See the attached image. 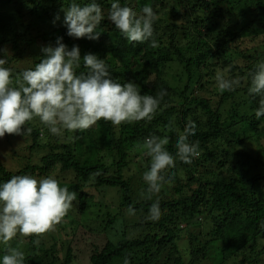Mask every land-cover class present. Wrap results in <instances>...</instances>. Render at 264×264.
<instances>
[{
  "label": "trees",
  "instance_id": "trees-1",
  "mask_svg": "<svg viewBox=\"0 0 264 264\" xmlns=\"http://www.w3.org/2000/svg\"><path fill=\"white\" fill-rule=\"evenodd\" d=\"M71 2L0 0V50L11 48L14 56L10 59L0 51V58L8 61L4 67L10 69L13 60H27L34 68L44 58L42 48L55 47L57 38H62L69 50L78 46L80 56L91 53L104 59L113 80L137 84L141 95L156 96L161 90L167 95L151 120L118 127L100 120L71 139L52 135L34 118L26 124L32 129L30 152L45 147L52 152L38 164L31 153L3 156L0 146V184L15 175L49 176L60 167L73 175L70 192L88 183L97 189L118 188L120 208L131 206L135 214L149 212L159 201L158 220L133 225L144 228L139 237H125L117 244L109 241L101 248L93 245L82 260L70 245L65 264H124L125 258L129 264H264V117L257 120L254 114L260 97L248 94L249 73L264 61V0H119L121 6L137 3L139 12L145 5L153 8L158 16L153 24L156 48L151 41L129 42L116 28L101 23L98 40L68 36L62 9ZM76 2L83 5L90 0ZM96 2L110 9L116 0ZM10 7L16 9L13 15L1 13ZM227 67H231L227 77H240L241 86L220 93L214 90L215 73ZM82 71L87 70L81 61L77 74ZM21 72L12 70L14 82ZM170 72L179 79L177 85L167 77ZM229 101L231 109L225 112ZM189 118L197 125L189 142L199 141V157L191 164L176 158L175 167L162 173L170 182L147 199L148 185L141 174L140 187L133 184L139 167L143 173L150 167V158L137 145L150 135L167 136L165 148L175 157L178 132ZM41 136L47 145L40 144ZM136 160L133 173L131 164ZM82 198L85 212L90 199L84 194ZM114 216L108 215L109 223L117 219ZM63 220L59 227L73 237L75 224L65 227ZM193 225L199 234L190 231ZM184 229L189 233L187 253L176 245ZM18 239L0 248V264L9 248L24 253V264H52L49 250L34 244L35 236L27 237L25 246Z\"/></svg>",
  "mask_w": 264,
  "mask_h": 264
},
{
  "label": "clouds",
  "instance_id": "clouds-1",
  "mask_svg": "<svg viewBox=\"0 0 264 264\" xmlns=\"http://www.w3.org/2000/svg\"><path fill=\"white\" fill-rule=\"evenodd\" d=\"M65 12L64 23L67 35L73 38L87 37L98 40L96 31L104 13L96 0L81 5L72 0ZM59 19V16L56 17ZM157 14L149 5L140 13L129 6H121L119 0L111 3L108 20L129 42L144 43L151 41V47H158L154 39L153 24ZM4 51L5 50H0ZM43 59L12 78L11 69L4 67L8 62L0 58V138L8 135H30L32 129L24 126L34 118L54 136H61L64 131L77 132L91 128L98 121L111 122L114 126L151 120L167 95L161 90L156 96L140 94V88L133 82L119 83L110 76L104 59H98L91 53L81 60L80 49L74 45L70 50L57 38L56 46L51 44L42 48ZM81 61L86 72H79ZM231 67L217 69L216 87L220 93L233 92L241 86V78H228ZM248 94L259 96L255 118L264 117V61L255 65L249 73ZM15 83V86L13 84ZM196 123L189 118L183 131L178 132L175 142V157L165 146L167 136L150 135L137 148L150 158V167L143 173V180L148 185L147 199L161 191L165 182L162 174L175 167L178 158L185 164H191L199 157V141L189 142V137L196 134ZM175 130L169 126V131ZM196 186V185H195ZM77 194L67 187H61L52 177L34 178L31 175H15L0 184V242L7 245L18 234L21 237L43 236L54 231L62 222L76 200ZM129 214H135L128 208ZM161 215L159 201L149 209L147 219L156 221ZM39 246L40 240L34 241ZM25 255L17 248H9L3 256L2 264H24ZM124 264H129L127 258Z\"/></svg>",
  "mask_w": 264,
  "mask_h": 264
},
{
  "label": "rangeland",
  "instance_id": "rangeland-1",
  "mask_svg": "<svg viewBox=\"0 0 264 264\" xmlns=\"http://www.w3.org/2000/svg\"><path fill=\"white\" fill-rule=\"evenodd\" d=\"M12 7L8 9H3L1 13H4V15L7 16L13 15L12 13H14L16 9L14 10L12 9ZM132 8L137 13H140L138 11L137 3ZM102 10L104 13V19L101 21V24H108L107 27L109 29L115 28V26L108 20L109 8H105ZM3 55L7 56L10 59L14 57L11 48L6 49V53L4 52ZM81 60H83V55H81ZM31 66L32 62L28 63L27 60L23 61L22 63H18L17 60H13V63L10 64V69L11 71L18 69L24 71L30 68ZM174 70L175 72H177L178 68H175ZM167 77L171 80V83L176 85L178 84L177 80L179 79L177 78V76L176 78H173L172 72L168 73ZM214 90L218 89L215 88ZM231 106L232 102H227L226 105L223 106L225 112L231 109ZM26 128L29 127L25 125L23 130L26 131ZM74 136L75 132H70L69 134H66V132L64 131L63 134L59 136V138L61 140H64L65 137H67V139H71ZM32 143L33 137L31 135L6 134L3 138H0V146L2 151L1 155L3 154V156H10V154L18 153L22 156L29 157L31 153L29 150V146H31ZM40 144L47 145L43 136H41ZM35 150L36 149H34L31 154L34 156L33 161L37 162L38 164L42 163L43 157L52 152V149L50 147H45L43 149H40V151ZM137 161L138 160L134 161L131 164L133 173H135V163ZM18 166L20 165L18 164ZM139 170V173L137 172V174L133 175V184L136 186V188L140 187V181L137 179V177L139 178L140 174L143 176V169L139 167ZM49 176L56 178L59 181L61 187H69L71 185H75L69 184L71 181H74L73 175L71 173L61 171L60 167L55 169V171ZM44 177H48L47 174L42 175L37 179ZM73 192L77 194L76 200L73 201L71 209L65 216V220H63V224L65 225V227H70L72 224H75L76 232L73 237H67L66 234L69 231L65 228L62 231L61 227H59V224L55 227L54 231L48 232L47 234L40 237L35 236L37 239L40 240L39 246L36 247L38 249L49 250V259L52 264H65L67 251L70 245L72 246L73 254H75L79 259L82 260L88 250H91L93 248V245H96V247L101 248L109 241L113 244H117L120 240H123V238L125 237L130 239H136L137 237H139V235H141L140 231H142L144 228H133V225L144 224L146 221H150L149 219H147L149 212L145 213L143 211H140L138 214L133 215L129 214L126 208H120V191L118 188H112L108 186L97 189L96 187L92 186L91 183H88L84 186L82 190ZM82 194H84V198L86 200L90 199V201L88 200L89 207L84 209L85 212H81L83 204V202H81L83 200ZM108 215H118V217L116 220L112 221V223H109ZM183 227L185 226L183 225L181 228ZM190 231L195 234H199L200 230L198 227L193 225L190 227ZM207 231L208 229L206 228L205 234L207 233ZM188 234L189 233L186 231V229H184V231L180 235L181 237L176 242V245L179 246L183 253H187V239H189ZM15 238H20L18 240L21 241V246L26 245L25 242L27 237H21L18 234ZM15 238H13L7 245L15 241ZM207 238L210 239L209 236H207ZM15 242L17 243V241ZM3 247L5 248L6 245L0 242V248ZM75 264L78 263L76 262ZM202 264H212V262L206 261Z\"/></svg>",
  "mask_w": 264,
  "mask_h": 264
}]
</instances>
